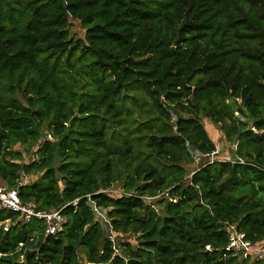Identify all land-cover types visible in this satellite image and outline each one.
Returning a JSON list of instances; mask_svg holds the SVG:
<instances>
[{"label": "trees", "instance_id": "trees-1", "mask_svg": "<svg viewBox=\"0 0 264 264\" xmlns=\"http://www.w3.org/2000/svg\"><path fill=\"white\" fill-rule=\"evenodd\" d=\"M23 176L66 223L0 208V264H264L223 249L264 240V0H0V183Z\"/></svg>", "mask_w": 264, "mask_h": 264}, {"label": "built area", "instance_id": "built-area-1", "mask_svg": "<svg viewBox=\"0 0 264 264\" xmlns=\"http://www.w3.org/2000/svg\"><path fill=\"white\" fill-rule=\"evenodd\" d=\"M252 129H254L252 127ZM48 139H51V135L48 133ZM236 144H234V147ZM217 151V150H216ZM215 151V152H216ZM212 152L209 154V157H213L214 153ZM200 153L196 151L193 154V157L196 161L200 159ZM227 160L233 161L231 158H226ZM25 176L19 179L15 186L9 187L3 183H0V208L6 209L9 211H16L18 212V218L23 221H29L31 218H38L41 219L44 226H45V234L55 235L57 234L64 224L66 223V217L62 213V207L57 209H37L34 205L23 203L20 200L19 196V187L24 183ZM169 189H166L154 196L144 195L143 198L148 201L154 208L156 212L159 211V208L156 204L152 202V200L158 198L161 195L169 197ZM103 191L109 192L111 194H127L126 191L114 189V188H107ZM169 200L172 202L176 201V197H169ZM75 202V201H74ZM91 207L96 215L101 216V218L106 222V227L109 230V237L111 238L112 242L115 244V236L112 238V228L110 226V221H108V217L106 213L98 207L93 201L90 202ZM11 221L6 219L3 222V230L8 231L11 225ZM226 229L228 231V240L223 249L227 254L242 258L254 260L260 259L264 262V240L262 241H252L250 238L247 237L246 233L242 230H239L235 224H226ZM22 243H20V246ZM207 249H210L209 245L206 246Z\"/></svg>", "mask_w": 264, "mask_h": 264}, {"label": "rangeland", "instance_id": "rangeland-1", "mask_svg": "<svg viewBox=\"0 0 264 264\" xmlns=\"http://www.w3.org/2000/svg\"><path fill=\"white\" fill-rule=\"evenodd\" d=\"M69 28H70L71 32L74 33V35H76V36H78L80 38H82L84 36L85 29L81 26V24H80V22L78 20L70 19ZM202 123H203L204 127L206 128L209 136L215 141V143H216V149L220 151L222 149L221 146L224 145L223 150L226 152V154H223L222 155V153H220L223 156L222 158H230L232 156V152H233L232 149L234 148V145L233 144L231 145L228 142L223 141L224 140L223 139L224 137H223L222 132L218 129V126L215 125L214 123H212L208 118L203 117L202 118ZM15 148H18V149H21V150L24 149L23 146H20L18 144L15 146ZM223 150H221V152ZM27 156L28 157H26V160H28L31 157L28 154H27ZM190 166L194 167L193 164H191ZM31 178L32 177H30V179ZM95 217L99 220V222L101 224H103L104 227H106L107 224H104L106 222L101 218V216L95 214ZM107 220L110 221L109 218ZM114 236H115V233L112 232L111 237L113 238ZM122 237L125 240L126 239H129L130 241L134 242L133 236L123 235ZM116 240H117V238L115 236V242H116ZM116 245H117V243H116ZM116 247L118 248V246H116ZM251 262L252 261L250 260V263Z\"/></svg>", "mask_w": 264, "mask_h": 264}]
</instances>
